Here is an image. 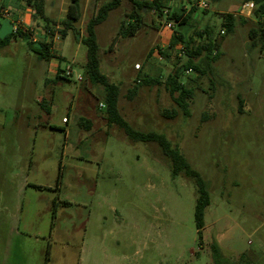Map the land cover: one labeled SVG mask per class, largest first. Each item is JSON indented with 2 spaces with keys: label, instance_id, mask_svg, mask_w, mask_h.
<instances>
[{
  "label": "rangeland",
  "instance_id": "1",
  "mask_svg": "<svg viewBox=\"0 0 264 264\" xmlns=\"http://www.w3.org/2000/svg\"><path fill=\"white\" fill-rule=\"evenodd\" d=\"M109 1L82 0L83 37ZM192 1L163 0L169 15L187 13L199 0ZM207 2L189 35L204 26L219 35L228 14L237 23L221 40L212 73L183 74V86L194 90L189 116L165 84L186 60L169 48L178 22L150 12L123 36L122 23L136 11L122 0L96 29L100 71L120 88L121 115L136 131L164 135L206 182L203 240L194 180L173 177L156 143L133 142L108 125L104 88L86 75V47L73 32L60 35L71 0H46L50 23L37 21L57 39L63 72L71 66L74 76L45 85L49 62L26 40L0 47V264H264V48H252L249 38L260 25L238 14L242 0ZM145 75L161 83L140 84ZM173 110L176 117H165ZM80 118L92 121L91 131Z\"/></svg>",
  "mask_w": 264,
  "mask_h": 264
},
{
  "label": "trees",
  "instance_id": "2",
  "mask_svg": "<svg viewBox=\"0 0 264 264\" xmlns=\"http://www.w3.org/2000/svg\"><path fill=\"white\" fill-rule=\"evenodd\" d=\"M187 1L189 4H192L193 2L192 0ZM250 1H253L256 5V10L254 12L255 18L264 19V0H242V4ZM130 2H132L136 12L128 16L132 22H129L127 25L122 23V29L120 33L123 36H129L138 30L142 16H145L150 12H154L162 17L167 12L165 11L166 8L164 7L163 0H130ZM214 2H216V0H214ZM27 4L30 8H32L35 16L38 19L43 20L45 23H50L49 17L46 16L45 0H27ZM121 5L122 0H110L106 4L102 5L98 9L95 16H93L88 21L85 28V36L83 37L77 29V25L82 19V0H71L66 19L62 22L63 28L60 31L61 38L65 39L69 32H73L76 38L80 40V43L86 47V75L92 85L102 86L104 88V108L108 125L117 126L133 142L156 143L160 147L163 155L171 163L173 177L184 175L185 177L194 180L198 193V199L194 212L195 225L198 238L200 241H202L203 229L205 228L206 210L211 204L210 192L206 182L197 171L192 169L191 165L181 155L178 148L173 147L164 135L152 132H139L134 130L128 124V122L121 115L119 109V86L111 83L109 78L103 75L100 71L101 62L99 58V45L97 41L96 29L108 19L111 12L119 9ZM196 10L197 8L195 6L191 7L187 13L186 10L183 9L181 12H173L169 15L168 11L166 14L168 15L167 17L170 21L178 22L177 30L174 31L172 42L170 43L169 48L170 50H173L177 45H182L184 47L183 56L186 58V60L180 67L176 68V70L168 76L165 84L169 94L171 95V98L185 116H189L188 100L193 98L194 90L183 86L181 82L183 74L189 70L197 73L199 76H205L212 73L214 64L218 62L221 57V40L225 38L226 35L234 31L235 24L237 23L234 15L228 14L225 15L222 22V30L224 31V35H221L220 33L219 35L215 36L214 29L210 26H204L202 30H194L193 34L189 35V31L195 28V26L190 23L194 21L197 16ZM240 20L247 22L244 19ZM259 25V28L250 29L249 38L251 40L252 48H256L258 45H260L263 49L264 22H259ZM45 29L47 33L49 28L46 27ZM17 37L26 40L28 42L29 48L35 52L41 60L51 62L53 59H57L59 60L60 64L62 63L63 59L57 57L54 53L52 42L47 43L45 39H42L36 43L31 42L29 35L23 32H19L16 36L12 34L6 39L0 41V47L4 48L9 46L11 39ZM194 37H198L200 41L196 42ZM159 54L164 56L166 59H169L170 57L169 50L165 51L159 49ZM62 73L63 70L60 69L56 80L65 78L68 79L67 77L63 76ZM141 83L148 86L152 84H160L161 82L157 79L149 77L148 75H145L142 78V82L140 81V84ZM137 90L138 89L136 87L129 91L130 100H132L137 95ZM164 115L165 117L169 116V118H174L178 115V112L176 110L171 112L165 111ZM78 123L81 128L88 132L91 131V120L80 118ZM211 250L215 258H221L220 249L216 245H212Z\"/></svg>",
  "mask_w": 264,
  "mask_h": 264
},
{
  "label": "crops",
  "instance_id": "3",
  "mask_svg": "<svg viewBox=\"0 0 264 264\" xmlns=\"http://www.w3.org/2000/svg\"><path fill=\"white\" fill-rule=\"evenodd\" d=\"M46 1V0H45ZM0 9H5L11 13V17L7 19H0V41L6 39L7 37L12 35V27L14 22H20L23 27L28 31V34L35 36L39 39L44 38V30L43 27L38 23V18L35 16L34 11L30 8L25 0H0ZM47 16V15H46ZM48 17V16H47ZM7 25V26H6ZM23 40L22 38H12L11 45L14 42H18V40ZM64 40V39H62ZM58 44L57 40L53 43V49L55 50V46ZM59 58H63L62 55L58 56ZM48 71L49 74L45 85L50 81L57 78L59 70L62 69L59 60L53 59L48 63ZM44 102V99L41 100V103ZM64 121V120H63Z\"/></svg>",
  "mask_w": 264,
  "mask_h": 264
},
{
  "label": "built area",
  "instance_id": "4",
  "mask_svg": "<svg viewBox=\"0 0 264 264\" xmlns=\"http://www.w3.org/2000/svg\"><path fill=\"white\" fill-rule=\"evenodd\" d=\"M25 1H27V0H25ZM144 1H148V0H144ZM196 8L197 9L199 8L201 10H208L209 9V3L207 2V0H199V1H197ZM255 10H256V5H255V3L253 1L245 2V3H243L241 5L238 14L240 16H243V17L248 18V19H250L252 17L255 18V16H254ZM166 14H167V12L165 13V15ZM10 17H11V13L9 11H7L5 9H0V19H7V18H10ZM255 19H257V21H259V22H264L263 18L262 19L255 18ZM167 27L170 28V29H174L173 27H175V25L173 23H168ZM19 32H23V33L28 34V31L23 27V25L20 22H14L13 23V27H12V34L16 36ZM220 33H221V35H224V31L223 30ZM28 35H29V38H30L31 42L36 43V42L42 40V39H39V38H37L35 36L30 35V33ZM43 39H45V41L47 43H50V42L54 43V41L57 40L56 38H54L53 40H50L49 36L47 35L46 32L44 34V38ZM176 47H178V50L180 51V55L179 56H183L184 47L182 45H177ZM135 69L136 70H141V66L139 64H137V65H135ZM187 72L190 73L192 71L189 70ZM63 75L65 77H67V78L72 79L73 76H74L72 67L71 66L67 67L66 70L63 72ZM77 81L78 82H82L83 81L82 76L78 75ZM101 106L105 107L104 105H101ZM64 122H66V121L64 120Z\"/></svg>",
  "mask_w": 264,
  "mask_h": 264
}]
</instances>
